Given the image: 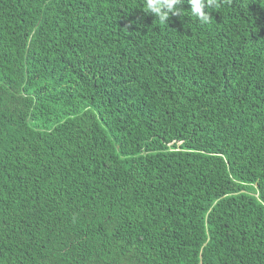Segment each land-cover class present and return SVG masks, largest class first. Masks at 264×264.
I'll return each instance as SVG.
<instances>
[{
	"label": "trees",
	"instance_id": "16d2710c",
	"mask_svg": "<svg viewBox=\"0 0 264 264\" xmlns=\"http://www.w3.org/2000/svg\"><path fill=\"white\" fill-rule=\"evenodd\" d=\"M176 8L0 0V264H264V0Z\"/></svg>",
	"mask_w": 264,
	"mask_h": 264
},
{
	"label": "clouds",
	"instance_id": "9594fccd",
	"mask_svg": "<svg viewBox=\"0 0 264 264\" xmlns=\"http://www.w3.org/2000/svg\"><path fill=\"white\" fill-rule=\"evenodd\" d=\"M183 0H146V7L150 13L159 17L161 22H167L170 14L181 15V8L177 9L176 5L182 3ZM191 4L192 15L196 16L201 23H209L211 15L204 11V8H213L216 6L217 0H189ZM167 9L162 11V9Z\"/></svg>",
	"mask_w": 264,
	"mask_h": 264
}]
</instances>
